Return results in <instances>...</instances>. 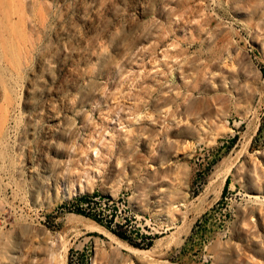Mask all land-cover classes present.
<instances>
[{"label":"rangeland","instance_id":"1","mask_svg":"<svg viewBox=\"0 0 264 264\" xmlns=\"http://www.w3.org/2000/svg\"><path fill=\"white\" fill-rule=\"evenodd\" d=\"M17 4L0 264H264V0ZM81 195L153 245L78 214Z\"/></svg>","mask_w":264,"mask_h":264},{"label":"bare ground","instance_id":"2","mask_svg":"<svg viewBox=\"0 0 264 264\" xmlns=\"http://www.w3.org/2000/svg\"><path fill=\"white\" fill-rule=\"evenodd\" d=\"M17 1L22 4V0H0V43H2L3 46L2 48H0V57L2 58V60L7 62L18 60V58H20L21 56L22 51L21 49L16 47L4 46L3 44L5 43V41H10L11 43L19 39L26 41L29 38V35L27 34V31L25 29L26 17L20 16L18 22L17 18L15 17L16 13L21 11L18 8ZM5 2H8V6H4ZM129 251L137 258H141L144 255L141 254V251L143 250L137 248H131L129 249Z\"/></svg>","mask_w":264,"mask_h":264},{"label":"built area","instance_id":"3","mask_svg":"<svg viewBox=\"0 0 264 264\" xmlns=\"http://www.w3.org/2000/svg\"><path fill=\"white\" fill-rule=\"evenodd\" d=\"M87 201H77L76 200V208L75 209H81L85 214L89 215L90 217H93L100 221L103 224L108 225L110 228H116L117 226H122L127 222V217H122V220H119L118 217V211L116 209H112L113 207H117L119 209V212H121V208L118 205V202H116L113 207L109 208V213H106L105 211L101 212L100 210H97L92 208L89 204V200ZM114 203V201H109L110 204Z\"/></svg>","mask_w":264,"mask_h":264},{"label":"trees","instance_id":"4","mask_svg":"<svg viewBox=\"0 0 264 264\" xmlns=\"http://www.w3.org/2000/svg\"><path fill=\"white\" fill-rule=\"evenodd\" d=\"M236 140V137L235 139L233 140V142ZM229 184H230V178L228 177L227 180H226V185L224 187V191H226L229 187ZM90 198L89 195H81L79 197L76 198L77 201H87L88 199ZM76 212L78 214H83V215H86V216H89L87 214H85L81 209H76ZM90 217V216H89ZM92 218L93 220L101 223L100 221H98L97 219L93 218V217H90ZM102 224V223H101ZM109 230H111L113 233H115L116 235H118L120 238H122L123 240L125 241H128L131 245H133L134 247H137V248H142V249H148L150 248L153 243H154V240L156 238V235H145V236H142L141 237V240L142 241H137V240H134V239H131L129 238L127 235H125L124 233H120L118 231H115L114 229L110 228L109 226H106Z\"/></svg>","mask_w":264,"mask_h":264}]
</instances>
